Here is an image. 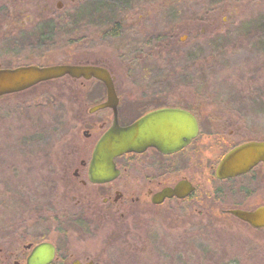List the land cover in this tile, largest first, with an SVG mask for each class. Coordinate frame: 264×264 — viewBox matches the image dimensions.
<instances>
[{
  "label": "rangeland",
  "instance_id": "374dc122",
  "mask_svg": "<svg viewBox=\"0 0 264 264\" xmlns=\"http://www.w3.org/2000/svg\"><path fill=\"white\" fill-rule=\"evenodd\" d=\"M112 3L0 0V67L103 64L129 116L144 90L193 110L200 155L180 162L179 175L210 197L200 212L166 201L87 220L88 195L62 176L65 153L111 113L81 111L105 95L99 83L57 78L0 97V258L25 264L22 245L48 240L53 264H264V228L227 212L264 204V165L249 174L253 187L246 176L213 180L207 167L238 142L264 140V0Z\"/></svg>",
  "mask_w": 264,
  "mask_h": 264
},
{
  "label": "water",
  "instance_id": "95a60500",
  "mask_svg": "<svg viewBox=\"0 0 264 264\" xmlns=\"http://www.w3.org/2000/svg\"><path fill=\"white\" fill-rule=\"evenodd\" d=\"M96 78L106 90V100L91 110L111 106L114 119L96 141L89 163L88 176L93 182L113 179L118 170L114 158L127 152H142L154 147L162 153H171L183 148L198 134V122L194 115L183 108L163 107L147 112L132 123L120 126L116 117L117 95L109 71L104 67L79 64H37L0 68V96L30 88L40 82L62 76ZM259 162H264V140L241 143L227 151L215 168L218 178H227L248 172ZM192 187L181 181L175 188H167L154 197L161 202L165 197L187 196ZM232 213L254 227H264V206L253 211L233 210ZM31 247L30 244L25 248ZM55 256V247L48 241L35 244L26 257V264H50Z\"/></svg>",
  "mask_w": 264,
  "mask_h": 264
},
{
  "label": "flooded vegetation",
  "instance_id": "af4514ba",
  "mask_svg": "<svg viewBox=\"0 0 264 264\" xmlns=\"http://www.w3.org/2000/svg\"><path fill=\"white\" fill-rule=\"evenodd\" d=\"M22 1V0H21ZM68 64H79V65H95L99 67H104L109 71V74L112 78L114 89L117 95V104H116V117L118 124L120 126H126L130 123H132L134 120L139 118L140 116L146 114L147 112H150L152 110L163 108V107H170V108H183L189 112H191L194 117L196 118L198 122V134L191 139L183 148H181L178 151L171 152V153H162L159 150H157L154 147H147L142 152H127L123 153L119 156H116L114 158L115 167L118 170L117 175L108 181L105 182H93L89 179L88 176V170H89V163L91 160V154L93 147L98 140V138L102 135V133L110 126L112 120L114 119V111L111 106H107L101 109L97 110H91V107L87 108L85 105H81V111H88L90 114L99 113L101 111H109L111 113V117L109 120L108 115H106V119H99L93 122V124L96 125L97 133L94 135L93 133H90L89 130L85 129L83 132L85 134L86 138H90L91 140L88 141V143L84 144H77L78 146L71 145L65 155L67 154L66 162L64 164L62 176L65 180H67V184L69 189L71 190H78V189H84L86 192V195H88L87 199L82 195V198L86 199V203L88 204V208L90 209V212H87L88 217H86L87 220L92 219V215L97 216V218L100 217H111L113 219L114 213L116 208L122 209V212L120 215L123 217L125 212L124 209L132 208L133 206H138L141 208H145L147 206L153 205H161L165 203L166 201H190L189 202V208L192 209V206L194 207L196 211L200 212L202 211V205L204 204V200H206V196L209 199V194L206 193H200L198 185L194 184L193 181L190 179V177L179 175L180 172V162L188 161L196 163L197 158L200 155V149L197 145V141L200 139V117L191 109L188 107H181L177 105H170L168 103L160 102L159 95H154L155 92L144 90V93L140 95V101L142 104L141 111H139L134 117L129 116L130 114L126 113V110H123V104L124 100L122 99L121 94L118 93L116 86H115V79L112 74V72L103 64H80V63H68ZM38 65V64H37ZM20 66V65H19ZM44 66V65H40ZM16 67V66H15ZM0 68H12V67H0ZM62 77H69L73 80H79L81 82L84 81H93L96 83H99L104 87V84L96 79V78H74L68 75L62 76ZM59 77V78H62ZM57 79V78H55ZM51 79V80H55ZM51 80L43 81L38 84L50 82ZM36 84V85H38ZM34 85V86H36ZM32 86V87H34ZM30 87V88H32ZM30 88L24 89L22 91L14 92V93H8L1 95L8 96L19 92H24L29 90ZM147 92V93H145ZM106 100V90L105 95L101 98V101L99 103ZM133 102V100H132ZM97 103V104H99ZM128 105H133L131 103H128ZM141 106V105H140ZM131 108V107H129ZM253 141L252 139L245 140L238 142L231 147L227 148L225 152H223L221 155L217 156L214 161L207 164L208 169L211 171L212 179L214 180H221V181H230L239 177H247V180L251 183V186L253 187L254 184H256L258 178H248L250 177L249 174L257 167V166H263L264 162H259L257 165H255L252 169H250L248 172L227 177V178H218L215 175V168L218 162L221 160L223 155L229 151L231 148H233L236 145H239L244 142ZM182 155V158L179 156ZM248 175V176H247ZM251 175V174H250ZM261 179L264 178V175L260 177ZM181 181H185L190 183L192 189L187 194V196H184L182 198H178L176 196L171 197H165L161 202H154V197L162 192L164 189L167 188H175V186L180 183ZM254 192V191H253ZM251 192V193H253ZM81 200H77V202H80ZM260 206H264V204H258L253 206H238L234 208L227 209V212L233 216L235 219L245 223L246 225L250 226L253 229H262L264 227H254L250 225V223L242 220L241 218L237 217L232 213L233 210H244V211H253L257 209ZM65 215V213H63ZM66 218V215L64 216ZM48 241V240H43ZM42 242V241H39ZM37 242V243H39ZM52 243L55 247V256L54 259L50 264H53L58 259V247L51 241H48ZM37 243L28 242L26 244L22 245V248L25 250L26 257L29 254L30 249ZM30 244L31 247L25 248L26 245ZM71 255V254H69ZM26 257L24 260V263L26 264ZM15 264H19V261H14ZM71 264H93L92 260H86L85 262L82 261V259H74L71 260Z\"/></svg>",
  "mask_w": 264,
  "mask_h": 264
},
{
  "label": "trees",
  "instance_id": "16d2710c",
  "mask_svg": "<svg viewBox=\"0 0 264 264\" xmlns=\"http://www.w3.org/2000/svg\"><path fill=\"white\" fill-rule=\"evenodd\" d=\"M110 2H113L112 4H115L116 7L114 8H119V7H122V6H126L127 4V0H110ZM110 4V3H109ZM109 4L107 5L108 8H110V11L111 12H115L114 9H112V5L109 7ZM122 5V6H121ZM112 9V10H111ZM11 255V254H10ZM9 254H5L3 255V257L0 258V264H9ZM12 256V255H11ZM10 256V257H11Z\"/></svg>",
  "mask_w": 264,
  "mask_h": 264
}]
</instances>
